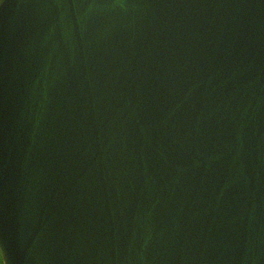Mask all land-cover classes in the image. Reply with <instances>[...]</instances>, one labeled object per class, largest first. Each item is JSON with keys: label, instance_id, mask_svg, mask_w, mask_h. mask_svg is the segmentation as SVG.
Returning a JSON list of instances; mask_svg holds the SVG:
<instances>
[{"label": "water", "instance_id": "water-1", "mask_svg": "<svg viewBox=\"0 0 264 264\" xmlns=\"http://www.w3.org/2000/svg\"><path fill=\"white\" fill-rule=\"evenodd\" d=\"M3 264H264V0H0Z\"/></svg>", "mask_w": 264, "mask_h": 264}, {"label": "trees", "instance_id": "trees-1", "mask_svg": "<svg viewBox=\"0 0 264 264\" xmlns=\"http://www.w3.org/2000/svg\"><path fill=\"white\" fill-rule=\"evenodd\" d=\"M0 264H3L2 259H1V255H0Z\"/></svg>", "mask_w": 264, "mask_h": 264}]
</instances>
